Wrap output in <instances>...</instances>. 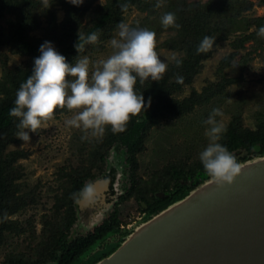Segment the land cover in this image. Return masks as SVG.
<instances>
[{"label":"trees","instance_id":"trees-1","mask_svg":"<svg viewBox=\"0 0 264 264\" xmlns=\"http://www.w3.org/2000/svg\"><path fill=\"white\" fill-rule=\"evenodd\" d=\"M260 1L264 3V0ZM91 2L92 0H84L80 6H74L68 0H0V18L5 14L9 15L6 25H0V46H8L13 53L28 56L24 63L14 69H8L4 62L3 74L0 77V242L4 230L13 228L8 216L34 201L32 193L17 194L19 185L16 180L22 176V173L14 163L19 158L26 157L27 153L22 150L5 152V149L7 145L16 141L19 123L16 118L9 116V109L14 106L15 94L20 84L31 75L34 59L40 55V46L45 41L50 42L71 65L79 55L75 49L78 33L85 37L92 33L98 34V40L93 44L85 45L80 52L81 56L89 50H101L103 42L111 38L117 29L124 12L133 6L145 11L155 9L158 0H107L104 5L93 11L89 20L84 22V16L90 9ZM159 2L162 6L157 18L143 23L141 27L155 32L156 35L163 31H175V34L165 40L162 45L182 51L179 57L182 64L180 67H177L175 62L169 64L163 79L156 83L146 82L140 85L137 82L136 91L138 94H143L146 110L131 117L122 133L113 134L110 129H107L103 136L91 141L92 151L86 165L69 172H62L65 181L61 185L60 195L55 197V208L57 212L63 208V212L60 219L49 224L51 227L44 244L45 252L48 253L47 259L52 262L51 264H91L103 254L84 260L92 247L97 245L95 241L113 224L108 226L107 222H104L92 233L73 237L70 236V230L76 220V201L85 182L93 179L102 169L107 150L116 144L126 154L133 155L141 149L143 136L150 125L163 117H174L192 111L197 105L205 104L221 93L225 85L234 82L235 79L226 78L221 83L209 84L201 92L193 89L183 98L171 97L173 92L192 82L193 77L202 68V62L212 55L213 47L217 44L229 40V45L233 49L221 62L220 71L229 64L247 41H253L260 48H264V38L257 35L258 29L264 26V15L246 14L253 7L251 0H207L206 2L159 0ZM123 5H127L126 11H122ZM58 8L63 12L60 20H57L56 16ZM166 12L175 13L176 22L181 26L179 29L162 27L160 17ZM42 16L47 20L44 35L31 36L32 31L40 28ZM205 36L213 37L215 44L209 51L198 54L197 46ZM178 76L183 78L182 83L177 81ZM149 98H151L150 106H148ZM143 114L146 115L143 116ZM225 127L226 132L219 142L235 156L238 163L264 154V115L257 119L254 128L242 126L238 118ZM165 170L175 180L176 187L174 191L167 192L169 186L165 183L163 190L166 191L163 192V198L152 196L150 201L145 200L149 209L148 214L155 213L183 197L201 179L209 177L200 161L190 171L178 167H167ZM195 171L202 175L188 183L187 174H195ZM134 186L131 194L136 192ZM157 187L150 185L148 190L154 192L158 189ZM112 216L111 219H115L118 216L117 212ZM114 222L116 225L119 223L118 220ZM11 263H16V260L11 259ZM17 263L25 264V261L18 259Z\"/></svg>","mask_w":264,"mask_h":264},{"label":"rangeland","instance_id":"rangeland-1","mask_svg":"<svg viewBox=\"0 0 264 264\" xmlns=\"http://www.w3.org/2000/svg\"><path fill=\"white\" fill-rule=\"evenodd\" d=\"M107 0H92L90 9L84 16V22L89 20L93 11L104 5ZM206 2L207 0H189ZM253 7L246 14L250 16L264 15V3L260 0H251ZM160 8L140 10L133 6L124 12L121 22L130 27L142 28L147 23L157 18ZM57 20L63 17L61 9H57ZM8 14L0 18V25H6ZM40 28L30 34L41 37L45 33L47 20L41 18ZM120 22V23H121ZM116 29L111 38L103 42L101 50H89L83 56L90 60V73L99 60L106 59L113 49L110 40L117 37ZM175 34V31H163L156 35V52L168 65L173 63L175 54L178 58L182 51L167 48L162 43ZM233 49L229 40L213 47L212 55L202 62V68L193 77L192 82L183 85L173 92L172 98H183L196 90L202 89L211 83H221L226 78L235 79L234 82L224 86L221 93L215 95L209 102L197 105L192 111L161 118L150 125L142 140L141 149L133 155L121 154L113 151V144L105 156L103 167L93 178L100 177L109 165L117 167L118 185L113 201L107 212L117 205V214L120 222L126 227H132L144 214L145 200L150 201L152 196L163 194L165 183L168 184L167 192L174 191L175 180L166 172L167 167H178L190 171L199 160V153L207 146L208 138L205 135L207 119L214 108H219L223 116L217 117L226 126L235 118L244 127L254 128L257 119L264 115V48H260L253 41H247L243 48L220 71L221 62ZM28 59L27 55L13 53L8 46H0V77L3 74V63L8 69H14ZM223 74V75H222ZM1 97V94H0ZM146 114H143V116ZM71 118V113L66 109H57L52 120L44 124L36 133H29L30 141H21L15 136L16 141L7 145L5 152L22 150L26 157L19 158L14 165L20 168L22 176L16 180L19 185L17 194L32 193L33 202L22 206L15 213L8 216L13 228L4 230L0 242V264H13L12 261L22 259L25 264H47L48 253L45 252V239L48 235L49 224L60 219L63 208L56 211L55 197L62 191L65 181L62 172H69L88 163V156L92 151L91 141L100 136H88L82 139L84 133L65 124ZM119 151L122 149L120 147ZM123 157V159H122ZM119 163V164H118ZM124 168V173H120ZM187 174L191 183L202 174ZM90 179L85 185L92 181ZM83 186V189L85 187ZM135 185V186H134ZM150 185L158 189L154 192L148 190ZM133 186L136 192L131 194ZM82 189V190H83ZM82 192V191H81ZM76 213V211H75ZM103 216V215H102ZM45 223L46 228H45ZM47 226H49L47 228ZM92 225L84 221V217L76 214V220L71 227L70 236L84 233Z\"/></svg>","mask_w":264,"mask_h":264},{"label":"clouds","instance_id":"clouds-1","mask_svg":"<svg viewBox=\"0 0 264 264\" xmlns=\"http://www.w3.org/2000/svg\"><path fill=\"white\" fill-rule=\"evenodd\" d=\"M74 6H80L84 0H68ZM162 4H156L160 8ZM127 5L122 6L126 11ZM173 12L160 17L164 29L181 26L176 22ZM117 37L110 40L111 55L99 60L90 73L88 56H81L85 45L98 40V34L82 36L78 33L75 45L78 57L73 64L45 41L39 48L40 55L34 59L31 75L21 83L15 94L14 106L9 116L16 118L17 137L21 141H30L29 133H36L44 124L52 120L56 110L66 109L71 118L65 121L69 127L81 130L82 139L103 136L107 129L113 134L125 131L131 117L146 110L142 93L136 91L137 82H158L163 79L168 64L156 52V34L147 28H135L121 22L117 25ZM264 38V26L257 31ZM215 39L205 36L197 46V53L209 51ZM172 59L177 67L182 61L174 54ZM182 83L183 78L177 77ZM151 98L148 100V106ZM223 113L214 108L203 124L207 146L199 153V160L210 179L223 187L231 185L241 172V165L235 156L219 141L226 127L217 117ZM91 194V188L85 189V195Z\"/></svg>","mask_w":264,"mask_h":264},{"label":"water","instance_id":"water-1","mask_svg":"<svg viewBox=\"0 0 264 264\" xmlns=\"http://www.w3.org/2000/svg\"><path fill=\"white\" fill-rule=\"evenodd\" d=\"M112 150L126 154L117 145ZM239 163L231 185L201 179L183 197L145 214L93 264H264V154ZM107 168L82 190L79 216L92 208L103 214L111 205L119 176L116 166Z\"/></svg>","mask_w":264,"mask_h":264},{"label":"flooded vegetation","instance_id":"flooded-vegetation-1","mask_svg":"<svg viewBox=\"0 0 264 264\" xmlns=\"http://www.w3.org/2000/svg\"><path fill=\"white\" fill-rule=\"evenodd\" d=\"M158 197L163 198L164 194L159 195ZM117 205H113L112 210L107 212V210H105V208H101V210H103V214H100V210H97L96 208H92L88 214L83 213L82 216L84 217V221L87 224L92 225V227L90 229H88L86 232L84 233H80L77 235H85L87 233H92L96 227H99L100 225H102L104 222H107L108 226L111 225V228H109L106 233H104V235H102L101 237H99L96 241L95 244L97 243L96 246L92 247V249L90 250V252H88V254L86 255V257L84 258L85 261L90 260L91 258L95 257L98 254H102V256L99 258L101 259L102 257H104L105 255H107L106 253L111 250L113 247L117 246L121 241H122V237L124 235L127 234V232L130 230V227H128V225H126V227L120 222V220L118 219V216L111 219V216L114 215V213L117 212ZM75 211L77 214V201L75 204ZM148 214L149 213V209H148V205L145 204L144 205V214ZM101 215L99 218L98 216ZM103 215V216H102ZM114 217V216H112ZM115 220H118L119 223L118 225L115 224ZM99 259H96L94 262H91V264L95 263L96 261H98ZM51 261H48L47 264H51Z\"/></svg>","mask_w":264,"mask_h":264}]
</instances>
